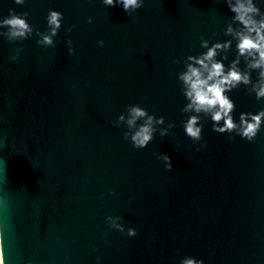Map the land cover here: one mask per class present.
Listing matches in <instances>:
<instances>
[{"label":"water","instance_id":"95a60500","mask_svg":"<svg viewBox=\"0 0 264 264\" xmlns=\"http://www.w3.org/2000/svg\"><path fill=\"white\" fill-rule=\"evenodd\" d=\"M254 3L264 13V0ZM9 9L27 12L33 31L11 37L0 27L1 264H179L184 256L264 264V124L247 141L202 120L197 151L201 141L181 123L176 73L205 51L202 39H232L224 0H144L129 15L101 0H0V19ZM49 9L63 19L45 46L37 40ZM250 89L228 94L234 118L264 108ZM130 104L175 127L133 148L126 127L113 126ZM109 216L136 235L111 227Z\"/></svg>","mask_w":264,"mask_h":264},{"label":"clouds","instance_id":"9594fccd","mask_svg":"<svg viewBox=\"0 0 264 264\" xmlns=\"http://www.w3.org/2000/svg\"><path fill=\"white\" fill-rule=\"evenodd\" d=\"M17 5H22L24 0H14ZM106 7H119L125 14L129 15L141 8L144 0H101ZM237 27L229 23L225 29V35L232 39L215 41L209 45L208 40H201L200 47L205 51L197 55H188L183 62V70L176 73V79L180 85V92L185 103L180 109L187 114L182 123L184 134L194 143L201 141L202 120L211 123V129L217 133H228L229 139L232 134L241 139L252 141L264 124V108L253 111H241L234 118L235 102L228 95L233 89L240 85L251 84L250 92L257 100L264 99V13L254 3V0H224ZM27 12L17 14L14 9H9L8 15L0 19V27H6L11 37H26L33 31L27 22ZM63 14L60 11L49 9L45 17L47 30L38 33L37 44L51 46L53 37L61 28ZM88 23L92 17H88ZM74 25L65 27V31L72 30ZM235 41L234 56L227 64L226 53ZM68 54H73L72 40L65 39ZM104 41L98 40L97 45L103 46ZM219 55V59L217 56ZM241 58L244 68L241 69ZM15 59V57H10ZM257 71L255 82L251 79V71ZM124 125L126 131L123 138L129 141L133 148L143 149L155 134L161 137L168 135L169 130L175 127L174 122L169 121L166 126L163 116H156L139 104L127 105L125 111L121 112L113 126ZM205 147L201 141L195 150ZM155 155V153H153ZM163 163L166 170L172 168L170 157L167 153H161L156 157ZM110 226L126 234L129 237L136 235V229L125 227L117 223L119 217L106 218ZM179 264H204L202 259L193 256H184Z\"/></svg>","mask_w":264,"mask_h":264},{"label":"rangeland","instance_id":"374dc122","mask_svg":"<svg viewBox=\"0 0 264 264\" xmlns=\"http://www.w3.org/2000/svg\"><path fill=\"white\" fill-rule=\"evenodd\" d=\"M0 264H1V262H0Z\"/></svg>","mask_w":264,"mask_h":264}]
</instances>
